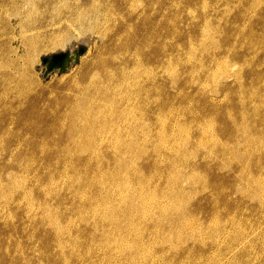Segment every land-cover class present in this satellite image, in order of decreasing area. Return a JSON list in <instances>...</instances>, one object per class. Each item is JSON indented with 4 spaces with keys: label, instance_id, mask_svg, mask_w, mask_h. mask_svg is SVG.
Segmentation results:
<instances>
[{
    "label": "rangeland",
    "instance_id": "1",
    "mask_svg": "<svg viewBox=\"0 0 264 264\" xmlns=\"http://www.w3.org/2000/svg\"><path fill=\"white\" fill-rule=\"evenodd\" d=\"M46 1L34 56L0 10V264H264V0Z\"/></svg>",
    "mask_w": 264,
    "mask_h": 264
},
{
    "label": "bare ground",
    "instance_id": "2",
    "mask_svg": "<svg viewBox=\"0 0 264 264\" xmlns=\"http://www.w3.org/2000/svg\"><path fill=\"white\" fill-rule=\"evenodd\" d=\"M133 1V0H132ZM11 4L13 5L14 7V15L16 17H19L20 19V25H21V28H23V38H24V41L26 42V45H27V48L28 49V52H31V56H34V54L40 50L42 48V41H41V37L42 35H35V36H32V35H28V32L33 30L34 29V25L32 24L35 20L33 17L34 14H36L37 12H39L40 10H42L43 8L45 7H50L52 6L53 1L52 3L51 2H47L46 0H10ZM98 2V1H97ZM97 2H93L91 3L88 7H81L79 12H78V15H79V18H87V16L89 17V19H86L84 21H82V26L84 28H86L87 30H90V31H96V29L99 28V25L100 24H108L111 22L112 18L114 17V13L113 11L110 9V7H107L105 5H102V4H99ZM81 3V2H80ZM79 3V4H80ZM131 3V2H130ZM8 4V3H6ZM6 4H4V0H0V10H2L3 8V5H5V7L7 6ZM9 5V4H8ZM21 5H26L28 8L25 9L24 11H21L20 10V6ZM8 9V8H7ZM8 12V11H7ZM9 13V12H8ZM95 16L97 17L95 20H91L93 18H91V16ZM2 16V15H0ZM116 18V17H115ZM15 19V18H14ZM2 20V19H1ZM4 31V30H3ZM5 32V31H4ZM0 34H2L0 32ZM5 36H7L5 34ZM63 37V36H62ZM4 38V37H3ZM15 38V36H12L10 37V42ZM5 40V39H4ZM112 44L114 45L113 48L115 47L116 48H119V49H127L130 47V44L128 41L124 42L123 44L117 40V41H112ZM9 46H11L9 44ZM12 49V48H11ZM10 51V50H9ZM13 53L15 52V50L13 49L12 50ZM9 53V52H7ZM0 54H3L2 57H0V68L2 67V70L4 68V70L8 69L9 67H13L15 68V59L14 61H11L9 62L6 57H4V54L5 53H0ZM6 55V54H5ZM8 55V54H7ZM10 56V55H9ZM12 56V55H11ZM11 58V57H10ZM17 59V58H16ZM11 60V59H9ZM120 62H123L125 63V59H121ZM115 61L113 59V55H108L106 56V58L102 57L101 59L98 60V63L94 66V72L93 74L97 73V75H102V74H106V73H111L112 74L114 73L115 74V67H116V64H114ZM10 69V68H9ZM8 69V70H9ZM11 70V69H10ZM9 70V71H10ZM16 71V70H15ZM90 73H85L83 75V77H86L88 76ZM2 77V76H1ZM12 77V76H10ZM2 79V78H1ZM11 79V78H10ZM9 79V80H10ZM6 80V78H5ZM8 80V79H7ZM14 79H12L13 81ZM11 81V80H10ZM9 81V82H10ZM4 82V81H3ZM18 82V80H17ZM22 83V82H21ZM20 83V84H21ZM9 84V83H7ZM19 84V85H20ZM13 85V84H11ZM6 86V85H5ZM14 86V85H13ZM16 86V85H15ZM3 88V86H2ZM8 90V88H6ZM5 89V90H6ZM12 89V88H10ZM17 89V88H16ZM4 90V89H3ZM15 90V88H14ZM19 91V90H18ZM7 92V91H6ZM17 93V92H16ZM5 94V93H4ZM2 95V94H1ZM16 95V94H15ZM4 96V95H3ZM18 97V96H16ZM9 101V99H6ZM18 109V108H17ZM14 111V110H13ZM14 118V117H13ZM8 127V126H7ZM8 132V131H7ZM7 135V134H6ZM2 136V135H1ZM2 140V139H1ZM1 143V142H0ZM1 145V144H0ZM17 146V144H16ZM16 149H18L16 147ZM3 152V151H2ZM12 152V151H11ZM10 157V156H9ZM16 173V172H15ZM7 177V176H6ZM9 180V179H7ZM10 186V185H9Z\"/></svg>",
    "mask_w": 264,
    "mask_h": 264
},
{
    "label": "water",
    "instance_id": "3",
    "mask_svg": "<svg viewBox=\"0 0 264 264\" xmlns=\"http://www.w3.org/2000/svg\"><path fill=\"white\" fill-rule=\"evenodd\" d=\"M86 51L85 46H81L78 50L74 51H61L51 55L50 57H43L42 61L46 65V73H52L56 70L65 71L68 66L75 63L79 56Z\"/></svg>",
    "mask_w": 264,
    "mask_h": 264
}]
</instances>
